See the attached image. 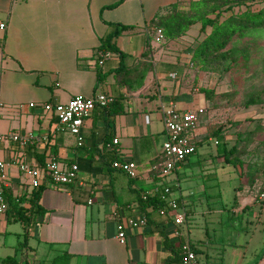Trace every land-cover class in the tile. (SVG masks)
Wrapping results in <instances>:
<instances>
[{
	"label": "crops",
	"instance_id": "obj_1",
	"mask_svg": "<svg viewBox=\"0 0 264 264\" xmlns=\"http://www.w3.org/2000/svg\"><path fill=\"white\" fill-rule=\"evenodd\" d=\"M178 3L0 0V134H33L40 139L26 147L0 142V162L6 164L0 189L10 206L0 216V264H182L180 250L186 242L201 264H264V238L256 235L257 228L251 233L249 227L238 224L234 229L241 231L235 235L232 231H210V226L223 224L225 209L216 207L222 196L218 193L206 197L208 187L203 182L188 181L187 169L196 161L218 162L222 168L225 163L217 157V150L199 154L203 146L195 154L197 160L189 158L178 171L164 178L163 184L172 186L174 196L187 212L186 222L180 227L182 235H174L170 218L153 213L146 228L128 230L125 245L116 239L118 222L143 216L142 196L161 185L155 161L162 156L166 141L160 107L174 102L186 110L194 108L192 101L197 100L198 108H204L205 99L194 92L197 90L192 91L191 80L186 78L191 54L181 47L188 44L186 40L195 29L199 31V26L176 41L157 43L153 40L155 33L150 37L154 31L148 26L151 21ZM109 23L135 28L117 40L124 58L111 54L100 66L99 48L109 32ZM147 51L150 54L146 58L143 54ZM138 62L145 64L141 67L144 77L140 84L133 89L121 86L116 79L117 70L132 68ZM169 90L171 96L167 94ZM100 92L112 95L116 105L108 111L96 108L85 121L83 147H78L70 133L58 129L54 113L45 112L41 106L29 107L31 103L68 104L74 97L91 98ZM226 110L206 111L200 131L196 130L200 138L207 135L215 116L221 117ZM245 117L236 115L232 120L242 122ZM159 137L163 139L160 152ZM225 137L229 142V137ZM114 139H119L117 145H113ZM209 142L213 140L209 138ZM114 159L134 161L138 178L132 180L113 168ZM20 161L35 168L52 161L61 168L76 164L79 179L64 187L46 184L38 204L41 214L31 208L29 198L34 189L29 178L20 172L16 163ZM236 168L240 176V169ZM213 178L217 180L218 176ZM262 186L264 177L253 188L247 181L236 188L242 192L235 195L233 212H245L253 204L264 208V203H255L257 196L252 191ZM212 203L216 206L211 208ZM205 204L209 206L207 212L194 209ZM23 212L30 216L28 228L19 219ZM197 216L203 217L204 224L193 234ZM251 219L249 216L246 221L248 226L253 225Z\"/></svg>",
	"mask_w": 264,
	"mask_h": 264
},
{
	"label": "trees",
	"instance_id": "obj_2",
	"mask_svg": "<svg viewBox=\"0 0 264 264\" xmlns=\"http://www.w3.org/2000/svg\"><path fill=\"white\" fill-rule=\"evenodd\" d=\"M256 1L184 0L182 3L169 7L164 14H158L151 21L148 26L153 28L154 31L150 33V37H154V33L156 36L155 31L160 30L166 42L176 41L186 36L187 32L193 27L199 26V35L203 38L197 42L191 51L189 62L196 73L213 70L216 73L227 74L233 68H247L251 55L250 47L246 44H240L239 41L251 33L264 31V6L253 10L251 5ZM108 25L110 29L101 41L99 53L117 54L124 58V54L117 46V40L124 33L134 30L135 27L120 23H109ZM153 40H155V37ZM149 54L150 52L147 51L144 52L143 56L147 58ZM142 65L145 64L138 62L132 68L120 67L116 72L118 83L129 89L135 88V85L140 84L144 77L141 70ZM147 67L148 69L151 68L148 64ZM99 79L101 80L102 77L100 76ZM199 92L204 96L211 109L224 108L225 104L232 103L238 94L236 91L218 93L215 90L205 88L200 89ZM260 104H264V97L256 95L248 99L244 107L249 108ZM115 105L116 101L103 109L108 111ZM255 131H250L245 136L238 134L237 143L231 147L223 133L218 130L214 132L216 134L217 157L222 158L224 163L229 166L238 167L240 178L245 182L247 181L252 188L259 178L264 177V155L260 157L255 148H250L258 137ZM209 138L206 135L203 139L197 141L198 149L204 146ZM111 151L116 152L115 150ZM162 160V157L157 158L155 160L156 165ZM116 161L119 160L114 159L112 161V167ZM43 189L44 186L34 189L29 198L31 208H36L37 212L41 214L43 211L38 204ZM140 203V208L148 219L153 213L159 215L158 210L163 206L159 195H150L146 200L141 198ZM19 219L26 228L29 227L30 216L27 217L26 212ZM9 261H13V259H9Z\"/></svg>",
	"mask_w": 264,
	"mask_h": 264
},
{
	"label": "built area",
	"instance_id": "obj_3",
	"mask_svg": "<svg viewBox=\"0 0 264 264\" xmlns=\"http://www.w3.org/2000/svg\"><path fill=\"white\" fill-rule=\"evenodd\" d=\"M179 3L184 0H178ZM155 41L162 43L164 36L160 30L156 31ZM2 53L0 47V54ZM100 66L110 59L111 54L99 53ZM175 75L173 76V78ZM115 102V98L106 93H98L91 98L74 97L68 104H29L30 108L41 106L45 112L54 113L59 121L58 129L65 130L77 140L78 147L84 146L83 127L85 121L89 119L96 108H106ZM162 120L165 126L166 141L162 147L163 160L157 165L159 177L166 178L178 171L190 157L195 155L198 150L197 140L193 133L198 129L203 116L206 113L205 108H190L181 110L176 103L169 102L160 107ZM40 139L33 135H21L17 133H9L8 135L0 134V142H12L20 147L33 145ZM119 139L113 140V145H117ZM20 172L24 173L30 181L33 189H39L46 184L53 187H64L74 184L78 181V166L76 164L67 168H61L54 161L48 163L45 167L35 168L23 161L16 162ZM113 168L124 172L130 179L138 178V166L132 161H116ZM6 164L0 162V176L5 178ZM150 195H159L163 206L158 210L159 215L168 217L173 222V232L176 237L182 235L180 227L186 222L187 212L183 203L174 196V190L169 184H162L154 189L151 193H145L142 198L146 200ZM92 204V201H89ZM255 203L262 205L264 203V193L260 194ZM9 203L0 189V216L6 214L9 210ZM149 219L143 215L140 217L125 218L117 224L116 239L119 243L125 245L128 238V230L130 228H146ZM182 264H201L198 256L189 242L181 246L180 250Z\"/></svg>",
	"mask_w": 264,
	"mask_h": 264
},
{
	"label": "rangeland",
	"instance_id": "obj_4",
	"mask_svg": "<svg viewBox=\"0 0 264 264\" xmlns=\"http://www.w3.org/2000/svg\"><path fill=\"white\" fill-rule=\"evenodd\" d=\"M264 6L263 0H257L254 4L251 5L253 10L260 9ZM203 36L199 35V31L195 29V32L192 36L188 37L187 45H182V49L187 54H191V51L196 46L197 42L202 39ZM124 43V42H123ZM240 44H246L250 47V61L247 68H233L230 73L221 74L216 73L213 70L200 71L195 72L190 66V72L186 74V78H190L191 83L189 84L195 93L200 94L199 90L202 88L215 90L216 92H227V91H236L238 94L236 98L232 101V103L225 104L226 106L223 109H228L223 111V115L221 117H227L226 121L221 120V117L215 116V121L208 125L207 135L213 140V142L206 143L199 151V154H203L206 150L212 152L216 150V134L215 131H219L220 133H225L227 137H229V146H233L237 143V136L241 134L245 136L246 133L250 131H255L257 133L256 140L251 144L250 148H255L258 151V155L261 157L264 155V104H260L257 106H252L249 108H245V102L250 99L252 96L260 95L264 97V31H258L255 33H251L243 40L239 41ZM178 83V82H177ZM177 85V84H176ZM193 92V93H194ZM168 96H171L172 91H167ZM183 95V92L181 93ZM190 95V94H188ZM201 95V94H200ZM202 98L204 96L202 95ZM197 101V100H196ZM192 101V106L194 108H198L199 101ZM225 103V102H223ZM204 108L206 111H212L213 109L204 101ZM244 114L245 120L242 122H234V116ZM223 121V122H222ZM260 125V126H259ZM202 123L199 124L198 132L200 131V127ZM207 128V127H206ZM196 131V132H197ZM193 133L195 139L200 141V134ZM4 135V134H3ZM8 135V134H7ZM73 137V136H72ZM162 137V136H161ZM159 137V139L161 138ZM74 138V137H73ZM162 140H159L158 152L161 150ZM159 156V155H158ZM197 155H194L191 158L192 160H197ZM212 162V163H210ZM155 165L156 163L153 162ZM225 168L219 167L218 162L203 160L200 163L192 162L189 164L187 169V174L189 176L187 178L188 181L194 180L197 182H203L208 187L206 189V197L221 194V203L216 206L215 203L210 204L209 206L212 208L214 206L219 208H224L225 211L222 212V225H213L210 226V231L212 233H225L231 232L235 235L240 229H234L238 224L244 227H249V230L259 234V237L264 238V225L261 220L264 221V208L258 205H251L245 212H239L237 215L233 212L234 198L236 193L242 192L239 190H235L236 188L241 187L244 181L240 178L239 174L236 171V167L229 166L224 164ZM218 176V179H214V176ZM163 179V180H162ZM159 180L158 184L165 183V179L162 178ZM167 179V178H166ZM183 182V181H182ZM214 185H218L217 187ZM254 191V196H259L264 193V186L259 187L258 189L252 190ZM251 192V191H250ZM179 193V192H178ZM246 193L242 195L245 196ZM179 196V194H177ZM256 197V198H257ZM198 195L196 196V199ZM209 206L206 204L202 207L198 205L194 207L197 211H206L209 209ZM198 215V214H197ZM236 215V217H234ZM231 216V218H228ZM252 217L253 225H247L246 221L248 217ZM196 223L193 225L192 233L194 234L197 227H200L204 224V219L202 216H197L195 219ZM194 222V221H193ZM198 223V224H197ZM17 226H20V223H16ZM232 228V230H231Z\"/></svg>",
	"mask_w": 264,
	"mask_h": 264
}]
</instances>
